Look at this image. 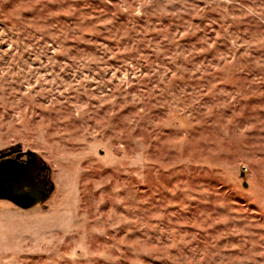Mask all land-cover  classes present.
<instances>
[{
	"label": "rangeland",
	"instance_id": "obj_1",
	"mask_svg": "<svg viewBox=\"0 0 264 264\" xmlns=\"http://www.w3.org/2000/svg\"><path fill=\"white\" fill-rule=\"evenodd\" d=\"M0 264H264V0H0ZM244 173V175H243Z\"/></svg>",
	"mask_w": 264,
	"mask_h": 264
},
{
	"label": "water",
	"instance_id": "obj_2",
	"mask_svg": "<svg viewBox=\"0 0 264 264\" xmlns=\"http://www.w3.org/2000/svg\"><path fill=\"white\" fill-rule=\"evenodd\" d=\"M36 162L41 164V181ZM52 175V168L34 151L5 156L0 160V200L23 209L44 203L56 189Z\"/></svg>",
	"mask_w": 264,
	"mask_h": 264
},
{
	"label": "flooded vegetation",
	"instance_id": "obj_3",
	"mask_svg": "<svg viewBox=\"0 0 264 264\" xmlns=\"http://www.w3.org/2000/svg\"><path fill=\"white\" fill-rule=\"evenodd\" d=\"M36 165H37V162H36ZM37 175H38V179H39V181H41V179H42V173H41V164L38 162V165H37Z\"/></svg>",
	"mask_w": 264,
	"mask_h": 264
},
{
	"label": "trees",
	"instance_id": "obj_4",
	"mask_svg": "<svg viewBox=\"0 0 264 264\" xmlns=\"http://www.w3.org/2000/svg\"><path fill=\"white\" fill-rule=\"evenodd\" d=\"M3 157H5V156H3ZM3 157H1L0 160H1Z\"/></svg>",
	"mask_w": 264,
	"mask_h": 264
}]
</instances>
